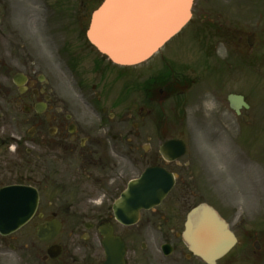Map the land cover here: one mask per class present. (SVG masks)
<instances>
[{"label": "flooded vegetation", "instance_id": "obj_1", "mask_svg": "<svg viewBox=\"0 0 264 264\" xmlns=\"http://www.w3.org/2000/svg\"><path fill=\"white\" fill-rule=\"evenodd\" d=\"M101 2L64 0L40 28L56 61H10L4 70L0 187L34 188L39 203L23 236L0 242L37 264H208L183 231L190 210L206 203L233 232V170L216 169L206 150L233 146L230 98L235 75L246 76L238 61H254L264 91V1L233 33V0H195L191 23L146 71L111 63L89 42ZM174 140L187 153L169 161L160 150ZM149 168L165 169L174 185L142 208L130 186ZM253 210L235 225L234 253L215 264H264V216Z\"/></svg>", "mask_w": 264, "mask_h": 264}, {"label": "rangeland", "instance_id": "obj_2", "mask_svg": "<svg viewBox=\"0 0 264 264\" xmlns=\"http://www.w3.org/2000/svg\"><path fill=\"white\" fill-rule=\"evenodd\" d=\"M63 1L0 0L1 83L9 80L2 75H5L4 70L8 68L7 64L10 61H56L47 43L42 39L40 28L46 17L56 15L58 18L59 13L50 12L52 9L57 11L65 9ZM256 2L255 0H233V33L245 25L248 10L256 5ZM243 64H246L245 71L249 75L242 77L240 74L239 78L235 75L238 81L233 84V92H241L244 85L241 80L247 79L245 89L250 91L248 101L252 109L244 114L249 115V122H242L233 111V147H225L230 156L227 160L220 158L221 154L217 151V147V150L212 147L209 151L206 150L211 164L216 165V169L224 173L233 170L234 226L240 217L250 213L253 208V211L256 210L258 213V219L264 216V91L262 83H257L254 79L251 61H244ZM149 66L144 64L141 69L146 71ZM62 88L67 91L75 89L72 84H64ZM24 232L22 231L18 236H22ZM24 261L20 254L8 248L5 252H0V264H24Z\"/></svg>", "mask_w": 264, "mask_h": 264}, {"label": "water", "instance_id": "obj_3", "mask_svg": "<svg viewBox=\"0 0 264 264\" xmlns=\"http://www.w3.org/2000/svg\"><path fill=\"white\" fill-rule=\"evenodd\" d=\"M192 1L170 0L165 7L153 10L146 23L130 28L123 18L125 10L118 8L113 0H107L93 16L90 40L112 61L121 65L138 64L159 51L190 20ZM107 20L112 29L105 34ZM240 105L248 107L242 97L233 96V108ZM150 175L148 170L139 183L144 185ZM166 193L167 190L157 192L158 202ZM36 204V197H29L26 188L0 189V233L8 235L22 227L34 214ZM184 235L191 250L207 262L223 256L237 243L228 225L205 206L190 213Z\"/></svg>", "mask_w": 264, "mask_h": 264}, {"label": "snow or ice", "instance_id": "obj_4", "mask_svg": "<svg viewBox=\"0 0 264 264\" xmlns=\"http://www.w3.org/2000/svg\"><path fill=\"white\" fill-rule=\"evenodd\" d=\"M170 0H113L124 11V21L130 28L146 23L151 19L153 10L165 7Z\"/></svg>", "mask_w": 264, "mask_h": 264}, {"label": "bare ground", "instance_id": "obj_5", "mask_svg": "<svg viewBox=\"0 0 264 264\" xmlns=\"http://www.w3.org/2000/svg\"><path fill=\"white\" fill-rule=\"evenodd\" d=\"M106 24H107V25L105 26V27H106V29H105V34H107L108 32H110L111 29H112V27L109 28V27H110V24H109L108 20H107V23H106ZM105 27H104V28H105Z\"/></svg>", "mask_w": 264, "mask_h": 264}]
</instances>
